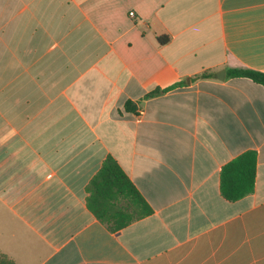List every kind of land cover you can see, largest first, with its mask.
I'll return each instance as SVG.
<instances>
[{
  "label": "crops",
  "instance_id": "obj_1",
  "mask_svg": "<svg viewBox=\"0 0 264 264\" xmlns=\"http://www.w3.org/2000/svg\"><path fill=\"white\" fill-rule=\"evenodd\" d=\"M228 69L264 72V0H0V264H264V85ZM108 156L150 214L90 209Z\"/></svg>",
  "mask_w": 264,
  "mask_h": 264
},
{
  "label": "trees",
  "instance_id": "obj_2",
  "mask_svg": "<svg viewBox=\"0 0 264 264\" xmlns=\"http://www.w3.org/2000/svg\"><path fill=\"white\" fill-rule=\"evenodd\" d=\"M169 40V37H164L159 41L166 44ZM227 72L229 77L248 78L264 85V72L251 69H228ZM214 76L212 73H203L195 80L209 79ZM162 93L164 91H154L149 96L153 97ZM256 164L255 152L249 151L224 167L221 174V192L227 200L237 201L254 191ZM87 191L90 209L105 222L112 219L114 215L122 214V210L127 208H132L137 213V217L152 212L133 182L111 156L103 162L100 171L88 185ZM122 202H125L126 206ZM134 219L133 216L131 220H127L126 224H119L118 227H124Z\"/></svg>",
  "mask_w": 264,
  "mask_h": 264
},
{
  "label": "water",
  "instance_id": "obj_3",
  "mask_svg": "<svg viewBox=\"0 0 264 264\" xmlns=\"http://www.w3.org/2000/svg\"><path fill=\"white\" fill-rule=\"evenodd\" d=\"M218 79L224 80L225 78V71L223 70L220 74L217 75Z\"/></svg>",
  "mask_w": 264,
  "mask_h": 264
},
{
  "label": "built area",
  "instance_id": "obj_4",
  "mask_svg": "<svg viewBox=\"0 0 264 264\" xmlns=\"http://www.w3.org/2000/svg\"><path fill=\"white\" fill-rule=\"evenodd\" d=\"M130 15H131V16H134V13H131ZM143 114H144L143 111H140L138 117H141Z\"/></svg>",
  "mask_w": 264,
  "mask_h": 264
}]
</instances>
